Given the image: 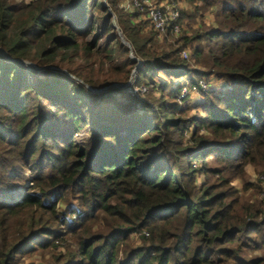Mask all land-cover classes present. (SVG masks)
<instances>
[{
	"label": "trees",
	"instance_id": "1",
	"mask_svg": "<svg viewBox=\"0 0 264 264\" xmlns=\"http://www.w3.org/2000/svg\"><path fill=\"white\" fill-rule=\"evenodd\" d=\"M180 1L202 24L182 35L124 0H0V264H264L262 182L246 199L231 185L264 169V0ZM113 17L157 98L86 87L124 84L137 64ZM214 75L221 89L185 116L175 80ZM70 200L71 222L57 209Z\"/></svg>",
	"mask_w": 264,
	"mask_h": 264
},
{
	"label": "rangeland",
	"instance_id": "2",
	"mask_svg": "<svg viewBox=\"0 0 264 264\" xmlns=\"http://www.w3.org/2000/svg\"><path fill=\"white\" fill-rule=\"evenodd\" d=\"M179 2H180V4L177 1L178 7L181 9V14H182L181 15V22H182V25H183L182 33L183 32L186 33L189 30H193V28H191V27H197L199 25H202L200 23L201 22V18H199V16H197L196 18H193L194 16H192L193 15L192 13L194 12V8L193 7L191 8L189 5H187L185 3H182L181 1H179ZM209 18H210V16L209 15H206V17L204 19V22L205 23H209ZM182 33H181V35H182ZM116 35H117V33H116ZM118 39H119V37H118ZM158 44L161 45L160 42ZM101 45H102V43L99 41L98 42V47H100ZM187 51L189 52L188 49H187ZM180 56L182 57L181 53H180ZM133 57H134V55H133ZM137 60H139V59H137ZM119 62H121V59L119 57H115V59H113V66L114 67L115 66H118L119 65ZM105 66L106 67H110V63L109 62L105 63ZM191 68H193V67H191ZM194 68H199V67H196L195 66ZM95 69H97L96 66H95ZM41 70H37V71H41ZM39 73H41V72H39ZM103 75H104V78H107V74H103ZM98 77L101 78L102 76H99L98 75ZM113 77L114 76H112V78ZM130 78H131V74H130V77L128 78V81H129ZM183 80H189V77H186V78H178L177 80H175V86H180L181 83L183 82ZM204 80L209 83V86H210V89L209 90H219V89H221V86L224 83L218 76H215V75H214V77L205 78ZM114 85H119V84H112L110 86H107V87L102 88L101 90H94V92H93V89H91L90 87H88V86H86V87L88 89L92 90L93 93H98V92H101V91H105V90H107L109 88H116V89L120 90V88L114 87ZM105 88H107V89H105ZM135 88L140 89V90H142L141 88H143L144 91L141 92V93H139V94H137V95L131 94L129 90H133ZM122 92H125V94H130V95L135 96L137 98H146V97L151 96V95L154 98H157V94H156V92L153 91V89L151 88V86H148V85L147 86H145V85H141V86L140 85H137V83H136V77H135L134 81L132 82V85L130 86V88L125 89V91H122ZM117 98L121 99V95H117ZM202 103H203V101H202V98H201L200 94L193 93V94H191L190 98L188 96H186L183 99V101H181L178 104L180 105L181 109H187V113L185 114V116H189L190 118H193L195 116H200L202 114V110H201V106H200ZM201 134L202 135H205V133L203 131H201ZM189 138H190L189 134H186L185 141H184V145H190L191 144L189 142ZM200 166L201 165H199V166L193 165L192 167L193 168H200ZM208 166L210 168H212V169H215L216 168L215 167V164L213 162H210V164ZM245 172H246L245 173L246 176H245L244 181L236 179V180H234L231 183V185L235 189L239 190V196L240 197H243V198L246 199V198H249L251 195H253V193H255L256 191L252 187H250L249 189H247L245 191V186H247V185L248 186H255L256 184H259V182L261 181L262 182L261 185H262V187H264V176H263L264 175V169L262 167H258L257 169H255L252 166H247L245 168ZM210 176H212V177H209V178L211 180H213V182H215L216 177H214L213 175H210ZM196 180L198 182L197 183V186H199L200 184L204 183L207 180V176L205 174L198 173L196 175ZM31 185L32 184L30 182L27 183V186H31ZM18 187H19V185H18ZM21 189L22 188L19 187V191L22 192ZM17 192L18 191H16V195H15L16 197L18 196L17 195ZM70 205H72L73 207H78V205H77L76 202H73V201L70 200L68 204H66V203L59 204L58 207H57V209L59 210V212L62 211V210H64L66 212L64 216H66L67 220L73 221L74 213H70L71 212ZM60 218H62V217H60ZM131 241H132V245L133 246L139 245V237L134 236ZM35 255L36 254H34V256L31 255L32 257L30 255H28V256L27 255H24L23 257H20V259H18V261H17L16 264H48V262L50 260V257H51V254L48 253V252H46V254H44L43 259L41 258V255L39 256V253L36 256Z\"/></svg>",
	"mask_w": 264,
	"mask_h": 264
},
{
	"label": "built area",
	"instance_id": "3",
	"mask_svg": "<svg viewBox=\"0 0 264 264\" xmlns=\"http://www.w3.org/2000/svg\"><path fill=\"white\" fill-rule=\"evenodd\" d=\"M177 1L180 4V0H163L159 4H155L154 0H124V2L120 4V8L130 14H134L138 11L145 16L152 28L159 34H165L167 31L180 34L183 25L180 23L181 9L178 7ZM181 55L184 59L189 58V53L186 50H183ZM180 87L179 103L183 101L186 96L190 97V94H199L200 91H207L210 89L209 83L204 79L198 82L197 87H190L189 80H183ZM141 89L142 90L135 88L129 91L131 94L137 95L144 91L143 88ZM73 217L74 220L76 218L75 214ZM69 221L71 222V220ZM144 235L147 236L146 233H144Z\"/></svg>",
	"mask_w": 264,
	"mask_h": 264
},
{
	"label": "water",
	"instance_id": "4",
	"mask_svg": "<svg viewBox=\"0 0 264 264\" xmlns=\"http://www.w3.org/2000/svg\"><path fill=\"white\" fill-rule=\"evenodd\" d=\"M115 18L113 17L112 18V23H113V26L116 30V33H117V36L119 37L120 39V42L123 46H125L126 48L129 49V58L136 61V66L135 68L133 69L132 73H131V78L129 79V81L125 84H119V85H114V87H117V88H120V90L122 91H125V89H128L130 88V86L132 85V82L134 81L136 75H137V71L138 69L140 68L141 66V62L139 60H137L135 57H133V52H132V49L130 47V44L125 40V38L123 37L122 35V32L120 31V29L117 27V25L115 24ZM20 64H22L23 66H26L27 68H29L30 70H40L38 67H36L34 64L32 63H29V62H24V61H18ZM107 89V88H105ZM104 89V90H105ZM94 92V90H93Z\"/></svg>",
	"mask_w": 264,
	"mask_h": 264
},
{
	"label": "crops",
	"instance_id": "5",
	"mask_svg": "<svg viewBox=\"0 0 264 264\" xmlns=\"http://www.w3.org/2000/svg\"><path fill=\"white\" fill-rule=\"evenodd\" d=\"M184 3V2H183ZM190 96H191V94H190ZM190 98V97H189Z\"/></svg>",
	"mask_w": 264,
	"mask_h": 264
}]
</instances>
